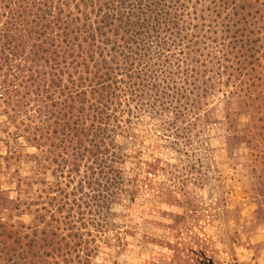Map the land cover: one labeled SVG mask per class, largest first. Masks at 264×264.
<instances>
[{"label":"trees","instance_id":"16d2710c","mask_svg":"<svg viewBox=\"0 0 264 264\" xmlns=\"http://www.w3.org/2000/svg\"><path fill=\"white\" fill-rule=\"evenodd\" d=\"M255 81L264 0H0V264L133 261L172 208L166 264H218L188 191Z\"/></svg>","mask_w":264,"mask_h":264},{"label":"rangeland","instance_id":"374dc122","mask_svg":"<svg viewBox=\"0 0 264 264\" xmlns=\"http://www.w3.org/2000/svg\"><path fill=\"white\" fill-rule=\"evenodd\" d=\"M255 83L263 94L255 93L245 102L255 111L237 119L241 123L239 132L229 133L224 128L210 132L208 145L199 154L203 157V181L199 188L190 185L188 191L195 203L200 202L203 217L189 219L187 225L207 240L205 245L213 251L208 256L218 264H264V82ZM5 155L6 149L0 147V156ZM181 213L172 208L167 215L133 214L142 220L137 223L142 235L154 243L142 239V255L133 261L122 259L120 264L168 263L170 254L160 245L165 236L181 226Z\"/></svg>","mask_w":264,"mask_h":264}]
</instances>
